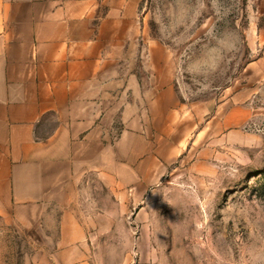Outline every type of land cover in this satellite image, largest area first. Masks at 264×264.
<instances>
[{
	"label": "rangeland",
	"instance_id": "374dc122",
	"mask_svg": "<svg viewBox=\"0 0 264 264\" xmlns=\"http://www.w3.org/2000/svg\"><path fill=\"white\" fill-rule=\"evenodd\" d=\"M138 14L130 64L156 103L145 153L115 169L129 183L83 186V207L115 213L101 254L264 264V0H140ZM46 234L0 219V264H46Z\"/></svg>",
	"mask_w": 264,
	"mask_h": 264
},
{
	"label": "crops",
	"instance_id": "0c3cea01",
	"mask_svg": "<svg viewBox=\"0 0 264 264\" xmlns=\"http://www.w3.org/2000/svg\"><path fill=\"white\" fill-rule=\"evenodd\" d=\"M139 4L0 0V219L47 233L46 264L111 262L101 249L115 213L83 207L81 192L129 183L115 169L146 151L144 109L156 91L147 99L130 64Z\"/></svg>",
	"mask_w": 264,
	"mask_h": 264
}]
</instances>
